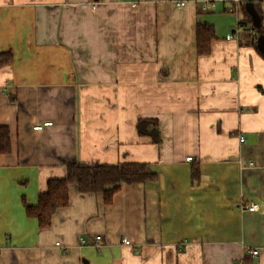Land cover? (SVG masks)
Returning a JSON list of instances; mask_svg holds the SVG:
<instances>
[{
    "label": "crops",
    "instance_id": "0c3cea01",
    "mask_svg": "<svg viewBox=\"0 0 264 264\" xmlns=\"http://www.w3.org/2000/svg\"><path fill=\"white\" fill-rule=\"evenodd\" d=\"M206 1L0 0V264H264V55L230 0ZM124 163L156 179L109 205L70 185L46 229L26 216L68 166Z\"/></svg>",
    "mask_w": 264,
    "mask_h": 264
},
{
    "label": "trees",
    "instance_id": "16d2710c",
    "mask_svg": "<svg viewBox=\"0 0 264 264\" xmlns=\"http://www.w3.org/2000/svg\"><path fill=\"white\" fill-rule=\"evenodd\" d=\"M244 6L243 21L240 25L243 28H250L248 36L251 44L257 49V40L264 37V14L260 10V0H242ZM253 5L254 11L258 15L260 25L254 27L251 16L246 11V4ZM212 30L210 27L199 25L197 28V52L204 55L209 51L211 43ZM260 55H262L259 52ZM263 56V55H262ZM264 57V56H263ZM12 62V55L5 53L0 55V67ZM136 130L140 137L149 138L152 144H160V127L155 119H139L136 123ZM9 152L8 131L0 127V153ZM199 171L193 167L191 171V180L197 181ZM156 174L151 172L146 164L124 163L116 166L108 165H72L65 170L63 179H54L47 182V190L38 197L37 205L30 206L23 202L25 214L28 218L37 220L40 229L49 228L51 218L58 209L64 208L69 202V186L74 185L82 194H98L103 196L104 203L109 205L116 193L119 192L123 184L133 185L138 183L153 182ZM25 185V183H21Z\"/></svg>",
    "mask_w": 264,
    "mask_h": 264
},
{
    "label": "built area",
    "instance_id": "2783aa9c",
    "mask_svg": "<svg viewBox=\"0 0 264 264\" xmlns=\"http://www.w3.org/2000/svg\"><path fill=\"white\" fill-rule=\"evenodd\" d=\"M230 2L233 5L232 9L230 11L241 14L242 13L241 9L244 6V2L242 0H230ZM96 6H97L96 2H92L91 3V9L92 10H95ZM184 6H185L184 2H176L175 3V7H177V8H182ZM214 9H215V6H214V1L213 0L206 1V3H204L202 8H201L202 12H204V13L213 12ZM240 21H238L237 26L234 29V34H238L242 30V26L240 25V23H241ZM246 29L249 30L250 28L247 26ZM234 34L227 36V39L234 38V36H235ZM49 126H51V123H43L42 125H35L32 128V130L39 132V131H42L45 127H49ZM240 141L243 142V139H240ZM186 161L190 162L191 158H187ZM240 209H241L242 212H245V211L256 212L258 210L257 206L253 205V204L248 205V206H242ZM101 242H102V238L100 236H97V237L94 238V242H93L94 245L98 246ZM122 243L124 245H126V246L130 245V241L127 238H124ZM56 245L59 246V244H56ZM252 255H254V256L257 255V252H252Z\"/></svg>",
    "mask_w": 264,
    "mask_h": 264
},
{
    "label": "water",
    "instance_id": "95a60500",
    "mask_svg": "<svg viewBox=\"0 0 264 264\" xmlns=\"http://www.w3.org/2000/svg\"><path fill=\"white\" fill-rule=\"evenodd\" d=\"M246 11L251 16L253 26L258 27L260 25V20L254 11L253 5L247 3ZM256 43L258 50L264 55V37H259Z\"/></svg>",
    "mask_w": 264,
    "mask_h": 264
},
{
    "label": "rangeland",
    "instance_id": "374dc122",
    "mask_svg": "<svg viewBox=\"0 0 264 264\" xmlns=\"http://www.w3.org/2000/svg\"><path fill=\"white\" fill-rule=\"evenodd\" d=\"M42 125V124H41ZM46 128V127H45Z\"/></svg>",
    "mask_w": 264,
    "mask_h": 264
}]
</instances>
